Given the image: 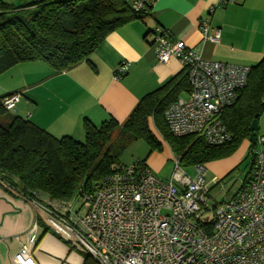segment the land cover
Instances as JSON below:
<instances>
[{
	"label": "built area",
	"instance_id": "obj_1",
	"mask_svg": "<svg viewBox=\"0 0 264 264\" xmlns=\"http://www.w3.org/2000/svg\"><path fill=\"white\" fill-rule=\"evenodd\" d=\"M129 3L134 11L150 5L149 0ZM225 3L218 0L216 6ZM199 31L202 42L219 41L220 31L210 26L209 18L200 21ZM152 34L156 61L177 60L189 86L187 99L178 98L164 111L169 132L195 135L210 146L229 142L221 113L245 87L249 67L204 60L183 41L172 43L159 28ZM128 66L120 63L114 79L125 76ZM20 98L5 95L4 111L14 113ZM257 146H264V137L255 141L247 187L222 204L211 202L202 165L193 166L196 174L189 177L174 157L167 178L156 176L145 163L113 165L90 191L79 190L69 200L43 201L42 219L96 264H264V162ZM38 227L34 220L9 264H37L32 253Z\"/></svg>",
	"mask_w": 264,
	"mask_h": 264
},
{
	"label": "trees",
	"instance_id": "obj_2",
	"mask_svg": "<svg viewBox=\"0 0 264 264\" xmlns=\"http://www.w3.org/2000/svg\"><path fill=\"white\" fill-rule=\"evenodd\" d=\"M150 9L147 4L134 11L127 0H0V75L18 64L33 62L59 72L71 69L87 61L110 33L148 17ZM188 89L182 69L143 96L123 122L109 118L94 126L83 120L82 142L71 137L54 138L29 120L8 115L1 104L4 96L0 97V187L9 196L37 204L69 200L79 190L88 192L111 173L113 165H120L119 157L131 141L143 140L149 155L161 151L149 128L151 120L183 167L228 158L248 141L247 172L233 198L247 187L253 169L255 143L249 140L250 125L264 112V54L249 67L247 83L236 101L221 113L222 123L231 134V140L223 145L210 146L195 135L175 137L169 132L164 111ZM41 225L38 222L46 229L43 237L49 229ZM81 255L82 264H96L88 255Z\"/></svg>",
	"mask_w": 264,
	"mask_h": 264
},
{
	"label": "crops",
	"instance_id": "obj_3",
	"mask_svg": "<svg viewBox=\"0 0 264 264\" xmlns=\"http://www.w3.org/2000/svg\"><path fill=\"white\" fill-rule=\"evenodd\" d=\"M225 1L217 7L218 0H149L148 17L110 33L87 61L71 69L59 72L42 62L10 68L0 75V97L19 94L12 115L29 120L54 138L82 142L83 120L94 126L109 118L121 123L143 96L182 72L175 59L165 64L156 61L152 47L156 28L168 32L172 43L183 41L204 60L248 67L257 64L264 54V0ZM206 18L220 31L217 43L201 41L199 24ZM122 62L128 63V73L115 80ZM258 132L264 135V112L258 118ZM248 147L244 141L233 154L239 158L227 165L215 161L204 166L216 163L215 171H227L240 162ZM168 157L152 153L145 164L163 178L160 175ZM42 206L44 202L29 204L9 196L0 187V248L14 252L13 257L32 220L44 216Z\"/></svg>",
	"mask_w": 264,
	"mask_h": 264
},
{
	"label": "rangeland",
	"instance_id": "obj_4",
	"mask_svg": "<svg viewBox=\"0 0 264 264\" xmlns=\"http://www.w3.org/2000/svg\"><path fill=\"white\" fill-rule=\"evenodd\" d=\"M180 97L183 99H187V93H181ZM149 128L161 144V151L154 153H160L164 156H169L164 161V166L162 169L163 175H160L163 178H167L171 175L173 169L172 152L170 151V149H168L169 147L166 145V143L162 141L159 134L155 131L151 120L149 121ZM258 136L264 137L262 132L260 134L258 132ZM163 143L165 146H163ZM256 148L258 151H262L264 156V146L260 148L257 146ZM150 156L151 154L149 155V149L146 143L143 140L138 139L131 141L123 149L119 157V162L121 165L130 166L134 163H139L140 161H143L145 159L147 160V158H149ZM234 158L238 159L239 157H237V155H232L228 158L219 160L218 162H220L221 165H227L232 160H235ZM239 161L240 162H238L233 168L228 169L227 171H215L214 168L216 166V163L210 164L208 166H203L205 169L204 179L206 186L207 188H211L209 193V196L211 197V202L216 204H222L225 201H228L231 196L236 192L238 187L241 185V182L247 172L246 165L249 163L248 150L246 151L242 159ZM183 169L189 177H194L196 174L193 167H183ZM232 170L234 171L231 173ZM13 193L15 194L14 191ZM37 219L38 222H40L44 227H47V224L43 221L42 218L37 217ZM45 231L41 227H38L36 232L37 238H40V240L35 247L33 257L38 262V264H82L83 258L79 250L74 248L73 245L67 242L65 239L61 237V239H59L56 236L58 235L57 232L51 228L47 231L46 235L42 237V234ZM22 237L24 238V235ZM13 253L14 252L12 251L7 253L4 248H0V264H9Z\"/></svg>",
	"mask_w": 264,
	"mask_h": 264
},
{
	"label": "water",
	"instance_id": "obj_5",
	"mask_svg": "<svg viewBox=\"0 0 264 264\" xmlns=\"http://www.w3.org/2000/svg\"><path fill=\"white\" fill-rule=\"evenodd\" d=\"M250 132L251 134L249 136V140L255 143L257 136H258V119L257 118H254L252 120L251 125H250Z\"/></svg>",
	"mask_w": 264,
	"mask_h": 264
}]
</instances>
